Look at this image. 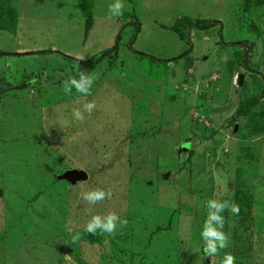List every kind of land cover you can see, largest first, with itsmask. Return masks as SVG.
Listing matches in <instances>:
<instances>
[{"label": "rangeland", "instance_id": "rangeland-1", "mask_svg": "<svg viewBox=\"0 0 264 264\" xmlns=\"http://www.w3.org/2000/svg\"><path fill=\"white\" fill-rule=\"evenodd\" d=\"M113 2L94 0L86 32L81 0L1 1L17 16H0V264H264V0H123L109 19ZM183 17L210 22L181 38ZM80 71L97 105L83 122L85 98L62 90ZM97 188L112 198L92 207ZM208 199L242 212L201 260ZM109 211L127 226L85 231Z\"/></svg>", "mask_w": 264, "mask_h": 264}, {"label": "clouds", "instance_id": "clouds-1", "mask_svg": "<svg viewBox=\"0 0 264 264\" xmlns=\"http://www.w3.org/2000/svg\"><path fill=\"white\" fill-rule=\"evenodd\" d=\"M124 9L125 4L123 0H114L113 3L108 5L109 19L122 16ZM78 59L83 60L85 57L81 55ZM94 83V75H89L83 71L78 73V78L76 76H71L63 81L62 90L65 94L71 95L73 89H75L80 96L85 98V102L80 107H75L72 110V116L76 121L83 122L86 119L85 114L91 116L97 107L95 100L88 101L86 99L88 96L92 95V86ZM77 103H79V100H77ZM256 139H259V137ZM81 198L88 205L94 207L105 199L110 200L112 198V192L110 190L105 191L104 189L97 188L81 193ZM206 208L207 216L200 232L203 247L197 249L201 260L214 258L219 255L222 250L229 247V235L223 230L225 224L223 212L228 210L233 215L237 216L240 212L238 204L219 201L217 199H208L206 201ZM91 210L92 208L90 207L89 211ZM127 223L128 221L126 219H121L115 211H109L105 215H92L85 226V231L93 235H95L97 231L101 234L114 235L117 232L118 226L125 227ZM79 239L80 234L77 233L72 237L71 242L75 244ZM219 264H236V257L230 252L224 253Z\"/></svg>", "mask_w": 264, "mask_h": 264}, {"label": "trees", "instance_id": "trees-1", "mask_svg": "<svg viewBox=\"0 0 264 264\" xmlns=\"http://www.w3.org/2000/svg\"><path fill=\"white\" fill-rule=\"evenodd\" d=\"M1 1L2 0H0V8L2 6L1 5ZM260 1H262V0H260ZM93 2H94V0H81L82 13H84V15H85V29H86L85 31L86 32H87V30L89 29V27L91 26V23H92V18H91V15H90V8L93 5ZM4 8H7V7L5 6ZM0 16L2 18L7 17L9 19V20H3L2 19L4 21V23H5V22H13L17 15L14 16V11L12 9H10V8H7V13H2L0 11ZM177 20L178 21H176V23L173 24L174 26L172 25L173 27L171 28V30L173 32H175L176 34H178V36L181 37V38H183L182 35H181L182 33L180 31V29L182 27H187V26H190V27L193 26L194 27L195 26L196 28H205V27L208 26V23L210 22L209 19L208 20H206V19H204V20H196V23H194V25H193L191 20L188 17H183L182 20L181 19H177ZM4 23L0 24V28L4 27L3 26ZM85 65H87L85 69H90L93 66V63H92V61H89L87 64L85 63ZM257 100H258V98L254 97L252 99V101H249V102L248 101H242L240 103V106H239L240 109H238V112L244 114L245 112H247L249 106L251 104H255L257 102ZM251 114L255 115V116H259V114H256V113H251ZM261 118H262L261 115H260V117H257V119H261ZM0 193H1V191H0ZM237 195H238V192H237ZM237 197H238L237 198L238 203L249 205L250 200H247V201L244 200L246 198V196L238 195ZM241 212H242V209L240 208V212L239 213H241ZM237 263L241 264L240 262L236 261V264Z\"/></svg>", "mask_w": 264, "mask_h": 264}, {"label": "water", "instance_id": "water-1", "mask_svg": "<svg viewBox=\"0 0 264 264\" xmlns=\"http://www.w3.org/2000/svg\"><path fill=\"white\" fill-rule=\"evenodd\" d=\"M242 74H239L237 77V84L241 85L242 83ZM62 176L70 181H80V180H86L88 175L86 173V171L81 170V169H75V168H71V169H67Z\"/></svg>", "mask_w": 264, "mask_h": 264}, {"label": "crops", "instance_id": "crops-1", "mask_svg": "<svg viewBox=\"0 0 264 264\" xmlns=\"http://www.w3.org/2000/svg\"><path fill=\"white\" fill-rule=\"evenodd\" d=\"M168 31V30H167Z\"/></svg>", "mask_w": 264, "mask_h": 264}]
</instances>
